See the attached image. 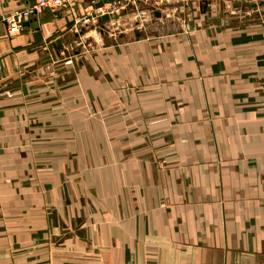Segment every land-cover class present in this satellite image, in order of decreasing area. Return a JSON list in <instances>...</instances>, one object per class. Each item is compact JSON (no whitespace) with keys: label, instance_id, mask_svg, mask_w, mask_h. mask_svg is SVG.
I'll return each instance as SVG.
<instances>
[{"label":"crops","instance_id":"obj_1","mask_svg":"<svg viewBox=\"0 0 264 264\" xmlns=\"http://www.w3.org/2000/svg\"><path fill=\"white\" fill-rule=\"evenodd\" d=\"M95 7L0 23V264H264V0Z\"/></svg>","mask_w":264,"mask_h":264},{"label":"built area","instance_id":"obj_2","mask_svg":"<svg viewBox=\"0 0 264 264\" xmlns=\"http://www.w3.org/2000/svg\"><path fill=\"white\" fill-rule=\"evenodd\" d=\"M90 4L96 5L93 17L103 18L105 16L113 18L119 16L121 13H126L127 8L133 6L138 0H88ZM80 0H36L35 3L28 6L26 9L17 10L5 16L0 20V23L6 25L8 34L17 33L22 24L29 19H32L44 10L48 9L51 12H57L62 9H69L72 6L79 4ZM92 16L82 17L76 25L80 28L86 29Z\"/></svg>","mask_w":264,"mask_h":264},{"label":"rangeland","instance_id":"obj_3","mask_svg":"<svg viewBox=\"0 0 264 264\" xmlns=\"http://www.w3.org/2000/svg\"><path fill=\"white\" fill-rule=\"evenodd\" d=\"M130 8H127V11L129 10ZM126 11V12H127ZM125 14V13H124ZM121 15V14H120ZM125 17V16H124ZM108 19H111V17ZM133 22L132 21H127L126 19L125 20H122V22H119V23H116L114 24L113 26H110L104 30L103 34L107 35V33H112V34H115V35H118L122 32H125V31H128V30H131L132 28H134V26L132 25ZM133 26V27H132ZM90 30H83L82 32H78L80 35H84V34H87ZM109 39V38H108ZM107 40V39H106Z\"/></svg>","mask_w":264,"mask_h":264},{"label":"water","instance_id":"obj_4","mask_svg":"<svg viewBox=\"0 0 264 264\" xmlns=\"http://www.w3.org/2000/svg\"><path fill=\"white\" fill-rule=\"evenodd\" d=\"M106 19H108V17H107V16L103 17L101 20H106Z\"/></svg>","mask_w":264,"mask_h":264}]
</instances>
